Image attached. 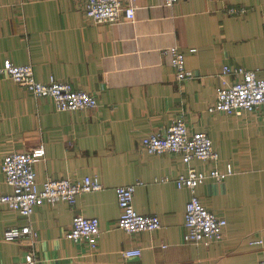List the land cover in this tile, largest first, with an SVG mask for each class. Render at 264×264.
Segmentation results:
<instances>
[{
    "label": "crops",
    "instance_id": "1",
    "mask_svg": "<svg viewBox=\"0 0 264 264\" xmlns=\"http://www.w3.org/2000/svg\"><path fill=\"white\" fill-rule=\"evenodd\" d=\"M132 22L97 24L76 0H0V66L31 64L36 80L50 77L94 94L95 109L60 111L0 73V195L11 193L3 158L44 146L35 164L39 187L47 179L98 177L102 189L67 202L34 208L30 218L0 203V264H261L264 260V106L242 115L211 113L225 66L256 70L264 78V0H139ZM229 6L245 7L239 16ZM178 47L193 78L179 81L164 51ZM183 116L189 132L206 131L219 160H193L200 171L221 172L196 194L227 220L223 238L210 245L184 242L191 191L173 181L186 172L181 155L149 154L143 137L166 132ZM134 207L159 215L162 228L128 234L118 226L116 188L137 184ZM76 214L97 217V251L66 238ZM31 225L37 237H7ZM140 248L127 258L124 249Z\"/></svg>",
    "mask_w": 264,
    "mask_h": 264
},
{
    "label": "built area",
    "instance_id": "2",
    "mask_svg": "<svg viewBox=\"0 0 264 264\" xmlns=\"http://www.w3.org/2000/svg\"><path fill=\"white\" fill-rule=\"evenodd\" d=\"M83 6L87 19L94 23H116L121 20L132 22L136 18L139 0H76ZM179 0H163V5L172 7ZM245 7L229 6L226 12L231 16L245 13ZM170 56L171 65L179 81L193 78V73L187 69V57L178 47H171L164 51ZM0 73L25 87L37 97H51L58 110L75 111L95 109L99 107L98 98L84 90L74 89L73 86L55 77L46 82L36 80L34 67L31 64L16 65L6 61L0 66ZM223 75L232 77L233 81L223 78L222 85L217 92L216 102L209 111L242 115L245 112H255L264 106V78H259L256 70L245 67L225 66ZM142 147L154 155H181L186 165V172L176 177H163L162 182L173 181L177 188L191 191V198L186 205L184 223V242L187 244L210 245L223 238L227 220L208 209L196 194V190L208 178L225 179L232 174V167L228 165L227 172L217 168L210 172L200 171L192 165V161L219 160L211 136L206 131L190 133L183 116L177 117L164 133L149 134L141 140ZM44 146L35 147L27 152H12L7 154L1 162V170L12 192L0 195V203L10 209L30 218L34 208L40 205H56L67 202L75 207L80 194L90 193L102 189L98 177L86 176L83 179H47L39 187L35 164L45 158ZM137 184L122 185L116 188L120 217L118 226L128 234L152 232L162 228L159 215L141 214L134 207V195ZM6 235L13 240H19L22 235L37 237L31 225L22 229L11 227ZM101 237L100 220L97 217H85L76 214L66 238L73 242L85 243L91 251H97ZM140 248L124 249L122 255L127 258L139 257ZM27 264H39L35 252L26 255ZM264 264V260L261 262Z\"/></svg>",
    "mask_w": 264,
    "mask_h": 264
}]
</instances>
